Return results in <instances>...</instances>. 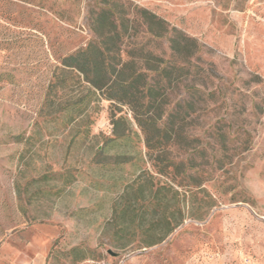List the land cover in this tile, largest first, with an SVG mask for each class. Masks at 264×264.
<instances>
[{"label":"rangeland","instance_id":"1","mask_svg":"<svg viewBox=\"0 0 264 264\" xmlns=\"http://www.w3.org/2000/svg\"><path fill=\"white\" fill-rule=\"evenodd\" d=\"M109 7L123 58H174L139 8L196 41L152 150L61 62ZM0 264H264V0H0Z\"/></svg>","mask_w":264,"mask_h":264},{"label":"trees","instance_id":"2","mask_svg":"<svg viewBox=\"0 0 264 264\" xmlns=\"http://www.w3.org/2000/svg\"><path fill=\"white\" fill-rule=\"evenodd\" d=\"M112 15L110 7L99 10L94 18L95 38L84 48L64 56L61 62L88 87L82 100L94 92L102 99L108 100L111 106L126 105L144 135L145 146L152 150L161 145L160 125L163 113L161 111L155 115L152 111L154 100L157 98L152 93L155 90L152 80L157 77L156 93L161 95L166 89V85L159 86L162 79H170L173 72L176 74L175 78L187 75L193 66L192 61L197 50L196 41L174 27L168 28L166 21L155 13L139 8L136 15L144 27V33L152 38L168 36L169 48L174 58L164 61L139 44L134 45L130 51H125L126 57L123 58L118 43L120 35L115 31L114 21L110 20ZM125 21H129V17ZM103 23H110L112 30L100 31L99 27ZM154 109L158 110L159 107ZM109 140L115 142L116 138ZM102 149L104 151V147ZM158 193L159 190L154 197ZM163 197L168 201L171 199L164 195L157 199V202Z\"/></svg>","mask_w":264,"mask_h":264}]
</instances>
